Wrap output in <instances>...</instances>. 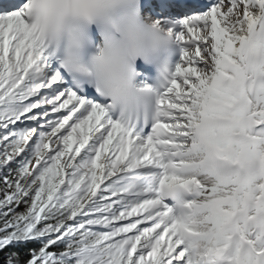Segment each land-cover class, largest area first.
Segmentation results:
<instances>
[{
  "label": "snow or ice",
  "instance_id": "1",
  "mask_svg": "<svg viewBox=\"0 0 264 264\" xmlns=\"http://www.w3.org/2000/svg\"><path fill=\"white\" fill-rule=\"evenodd\" d=\"M142 2L179 51L142 134L73 83L134 0L0 4V264H264V0Z\"/></svg>",
  "mask_w": 264,
  "mask_h": 264
},
{
  "label": "clouds",
  "instance_id": "2",
  "mask_svg": "<svg viewBox=\"0 0 264 264\" xmlns=\"http://www.w3.org/2000/svg\"><path fill=\"white\" fill-rule=\"evenodd\" d=\"M134 3L138 6L139 0H134ZM95 43L97 46L91 50L94 53L91 59L85 56V63H82L87 71L74 69L73 72L83 85L93 88L113 108L131 111L140 94L153 92L150 85L137 83V62L152 67L161 78V84L172 74L175 66L168 54V49L175 44L171 33L137 7L134 14L128 13L112 27L106 40L101 37ZM102 50L106 53V60L99 63L96 57ZM164 57H168L169 62H157ZM64 70L68 71L67 68Z\"/></svg>",
  "mask_w": 264,
  "mask_h": 264
},
{
  "label": "rangeland",
  "instance_id": "3",
  "mask_svg": "<svg viewBox=\"0 0 264 264\" xmlns=\"http://www.w3.org/2000/svg\"><path fill=\"white\" fill-rule=\"evenodd\" d=\"M22 209H23V206H21L19 210H22Z\"/></svg>",
  "mask_w": 264,
  "mask_h": 264
},
{
  "label": "trees",
  "instance_id": "4",
  "mask_svg": "<svg viewBox=\"0 0 264 264\" xmlns=\"http://www.w3.org/2000/svg\"><path fill=\"white\" fill-rule=\"evenodd\" d=\"M19 210V209H18Z\"/></svg>",
  "mask_w": 264,
  "mask_h": 264
}]
</instances>
